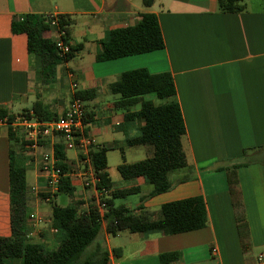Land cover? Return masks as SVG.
<instances>
[{
	"label": "crops",
	"instance_id": "obj_1",
	"mask_svg": "<svg viewBox=\"0 0 264 264\" xmlns=\"http://www.w3.org/2000/svg\"><path fill=\"white\" fill-rule=\"evenodd\" d=\"M244 4L243 11L221 12L218 0H154L149 7L144 0H0V109L16 115L40 100L59 117L78 90H94L93 97L85 101L86 133L93 145L109 148L111 191L132 186L141 189L140 193L116 198V205H125L135 214H140L143 206L158 217L164 203L204 198L208 224L201 229L173 235L122 231L111 236L103 221L99 236L110 252L108 264H162L160 255L170 252L179 253L170 264H253L264 251V6L249 8ZM147 12L158 18L164 48L105 61L96 59L102 50L100 42L111 30L133 26ZM29 13L65 16L68 40L81 46L72 59L57 66L51 85L39 74L42 60L29 53L26 34L13 31V23ZM49 36L56 38L57 31ZM137 68L172 75L176 88L173 98L160 101L148 94L144 99L155 104L176 100L186 125L182 145L187 166L170 174V190L155 196H148L152 186L143 177L126 180L118 170L123 162L134 163L129 157L141 153L139 146L146 151L143 159L153 154L150 145L126 144L144 124L142 118L129 119L126 115L138 111L141 104L117 107L118 97L110 91V85L123 72ZM49 143L48 137L34 154L25 147L21 131L0 128V235L11 234L9 172L13 152L16 163L26 169L28 209L37 217L32 220L29 240L56 249L61 235L54 231L51 216L59 194L57 191L48 198L39 157ZM112 150L123 153L113 165L115 171L109 164ZM245 150L261 156L262 161L245 163ZM66 154L75 187L67 205L77 204L82 213L91 203L99 204L100 194L84 185L81 153L76 149ZM235 164L241 165L224 169ZM231 170L237 175L248 225L245 245L228 188ZM130 196L133 199H128ZM113 249H118L117 255Z\"/></svg>",
	"mask_w": 264,
	"mask_h": 264
},
{
	"label": "trees",
	"instance_id": "obj_2",
	"mask_svg": "<svg viewBox=\"0 0 264 264\" xmlns=\"http://www.w3.org/2000/svg\"><path fill=\"white\" fill-rule=\"evenodd\" d=\"M245 0H218L221 12H240L245 9ZM154 0H144L146 7ZM68 20L60 16L58 26L66 32L68 40ZM58 30L46 15L29 13L21 16L13 23L14 33H24L27 36V47L30 54L41 57L42 67L39 74L45 84H52L56 78L57 66L73 58L80 45H72L71 51L60 56L56 47V38L49 36ZM101 52L97 54L98 61L117 59L125 56L141 54L159 50L165 47L164 38L155 13L147 12L140 15V21L127 27L111 30L106 39L100 42ZM112 94L118 97L117 107H128L140 103L138 111L128 113L129 119L140 117L144 124L140 133L126 139L127 145H150L153 154L134 163L123 162L118 166L121 176L126 180L143 177L152 189L148 196H155L167 192L172 187L170 174L187 166L186 154L182 145V138L186 134V125L179 103L170 100L155 104L153 100L144 99L145 95L154 94L158 99L173 98L176 88L169 72L150 73L146 68H137L123 72L119 79L110 85ZM95 94L94 90H78L76 96L87 101ZM42 121L57 118L42 101L33 103L30 110ZM10 115L5 109H0V116ZM13 133L10 136L13 138ZM105 145H92L90 158L98 178L97 188L108 190V196L102 201L106 203L103 213L98 205L91 203L90 209L79 212L77 204L59 205L53 202L51 225L61 235L60 244L56 249L48 248L44 243L29 240L32 230V219L28 209V183L26 169L16 163L13 152L10 154V221L11 234L0 235V264L9 260L20 259L22 264H108L110 252L99 240L102 222L105 221L106 232L115 236L119 232L146 233L160 231L165 235H173L207 226L208 216L204 198L193 196L164 203L160 207L159 216L148 210L135 214L125 205H116V198H125L140 193L138 186L116 189L111 191L113 183L107 171V152ZM251 150L244 151L247 162L262 161L261 156L252 155ZM55 155L58 166L64 172H70L69 159L64 147L62 136L58 137L55 145ZM241 164L224 169H235ZM228 188L235 210L240 239L245 245L248 239V225L242 204L241 191L236 172L231 170L227 176ZM75 187L72 177L63 178L57 194L72 196ZM45 197V195H42ZM118 254V249L112 251ZM179 258L178 252L160 255L162 264H170Z\"/></svg>",
	"mask_w": 264,
	"mask_h": 264
},
{
	"label": "built area",
	"instance_id": "obj_3",
	"mask_svg": "<svg viewBox=\"0 0 264 264\" xmlns=\"http://www.w3.org/2000/svg\"><path fill=\"white\" fill-rule=\"evenodd\" d=\"M60 15L48 14L46 18L51 21L53 26L58 27L56 37V47L60 56H65L71 51V43L65 40L66 32L64 28L58 26ZM72 88L77 89V83H72ZM86 108L85 101L76 96V93L71 98L67 109L56 119L50 121H42L38 119L32 111L22 112L16 115L0 116V128L8 127L15 133H23V141L25 147L32 153L38 154L41 142L48 137L50 138L49 148L44 152L39 153L41 160L40 170L45 174L47 181L48 198H51L58 191L59 185L66 176H71L73 173L64 172L58 166V159L55 155V145L58 137L62 136L65 150H78L81 153V160L84 165L80 169V175L83 177L86 187H94L100 194L98 209L103 213L106 203L102 201L108 195V190L105 188L98 189V178L95 175L90 158V148L93 145V140L86 133ZM32 220L37 219L34 214L30 213ZM56 232L57 229H54ZM30 236V234H29ZM253 264H264V251L258 253Z\"/></svg>",
	"mask_w": 264,
	"mask_h": 264
},
{
	"label": "rangeland",
	"instance_id": "obj_4",
	"mask_svg": "<svg viewBox=\"0 0 264 264\" xmlns=\"http://www.w3.org/2000/svg\"><path fill=\"white\" fill-rule=\"evenodd\" d=\"M244 2L247 4V6L249 8H256V7L264 6V0H245ZM150 97L155 99L154 96H150ZM139 147L140 148H137V149L141 153L140 154H136V155H132V156L129 157V158H131V160L133 162H136V161H138L140 159H143V156H146L145 148H141V146H139ZM121 158H123V153H121L120 150H115V151L112 150V151H110V153H109V164L112 165V171H115L114 166H113L115 164V162L118 159L120 160ZM16 159H18V158H16ZM57 199H58L57 201H58L59 205H67L68 204V200H69V196L67 194H59L57 196ZM128 199H133V196L128 197ZM118 201H119V203L120 202L126 203L125 199H118ZM98 239L101 240L105 244V241L102 238V236H99ZM8 262H10L11 264H22L20 259H16L15 261L14 260H9Z\"/></svg>",
	"mask_w": 264,
	"mask_h": 264
}]
</instances>
